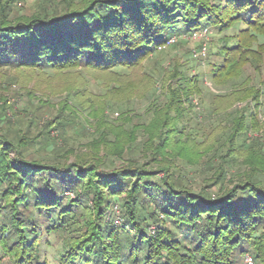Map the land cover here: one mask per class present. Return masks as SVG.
<instances>
[{
  "label": "trees",
  "instance_id": "trees-1",
  "mask_svg": "<svg viewBox=\"0 0 264 264\" xmlns=\"http://www.w3.org/2000/svg\"><path fill=\"white\" fill-rule=\"evenodd\" d=\"M15 1L0 0L1 68L52 73L47 78L76 70L93 72L95 78H110L102 84L105 93L95 95L85 81L73 79L72 97L99 105L122 99L129 102L143 96L132 76L141 73L143 62L167 46L171 37L182 40L204 28L221 34L242 24L244 28L233 39L223 41L221 61L211 64L208 76L211 83L231 88L227 94L231 104L217 113H225L237 102L245 104L244 111L261 104L264 79L255 84L241 76L246 66L257 70L262 61L264 0H42L33 12L24 14L15 9ZM174 66L167 75L170 84L165 87L164 83L167 101L162 107L152 105L149 127L138 124L150 141L159 140L140 144L147 148L150 161L158 163L157 171L133 159L127 166L105 171L93 155L87 159L74 155V161L62 164L27 160L19 148L36 143L42 133L33 143L25 135L12 133L10 137V129L0 133V203L10 215L8 223L0 226V248L12 264H45L38 257L36 222L46 226V218L35 209H58L61 199H65L63 209L52 228L63 234L60 264H242L245 253L264 264V146L255 152L254 143L246 139V126L254 124L256 113L230 118L224 140L217 142L214 136L211 140L216 148L200 150L206 133L197 141L196 134L187 132L184 118L189 111L181 109L180 103L193 92H201L202 75L188 79ZM150 82L147 91L154 89L155 82ZM127 113H121V120L130 123ZM45 133L43 149L64 157L68 150L48 142ZM134 148L135 142L129 156ZM210 150H221L217 163L212 157L206 161L209 167L212 162L218 164L219 194L215 198L206 190L192 193L177 178H157L156 172L173 176L163 157L186 159L184 155L190 153L202 158ZM123 152L120 149L118 155ZM234 162L246 170L229 188L225 167ZM66 191L73 197L64 195ZM114 203L122 212L120 225L109 214ZM18 204L23 211L19 212ZM148 230L154 234L149 236Z\"/></svg>",
  "mask_w": 264,
  "mask_h": 264
},
{
  "label": "rangeland",
  "instance_id": "rangeland-1",
  "mask_svg": "<svg viewBox=\"0 0 264 264\" xmlns=\"http://www.w3.org/2000/svg\"><path fill=\"white\" fill-rule=\"evenodd\" d=\"M41 2L42 0H16L14 7L20 14H24L30 10L33 12ZM242 28H244V25L236 24L233 28L221 34L216 29L204 28L203 31L206 32L204 31L203 38L192 37L188 39L187 37H181L182 40H176L173 44L158 48L149 59L143 62L142 72L135 73V76H132L136 85L141 88L140 93L143 96L132 97L129 102H121L124 100L122 99L118 101L119 103L108 105V103L103 102L99 105L98 101L92 103L89 100L85 103L81 99L72 97L73 94L69 93V87L74 83L72 82L73 79L85 81L87 90L95 95L105 93V87H102V84H105V81L110 78L107 76L95 78L93 72L76 70L57 78H47L46 76H51L52 73L48 72L47 75H44L32 71H17L0 67V124L4 123L3 127L0 126L2 128L0 133L5 134L6 132L7 134V130L10 129L8 134L10 137L13 136L12 133L19 136L25 135V139H29L32 143L35 142L34 137L38 133L40 135L42 133L41 136H38L39 139L36 143L29 144L24 149L19 148L27 160H43L50 164L56 162L62 164L74 161V155L85 156V159H87V155H93L100 159L98 163H101L102 169L105 171L127 166L131 164V159L145 165L144 167L147 170L157 171L159 169L158 163L150 161V154H146L147 148H142L140 144L146 141L157 143L159 140L154 138V141H150L147 133L144 132L145 129L143 130L138 124H144L145 128L149 127L146 125H150L152 119V105L155 103L162 107L167 101L169 96L165 95L164 83L165 87L170 84L167 75H171L172 70L175 68L174 64H177L179 70L183 72L181 74L188 79L194 78L196 75H202L199 83L201 92H193V94L188 95L187 100L182 96L184 100L181 99L182 102L180 103L181 109L189 111L184 118L187 132L193 137L196 134L195 139L197 141H201V135L204 132L206 133V138L199 142L203 143L199 144L200 150L216 148L214 146L216 144L211 140L214 139V136L217 142L224 140L227 135L225 129L226 127L229 128L228 121L230 118H239L242 113L248 116L252 112L253 114L256 113L254 115L256 117L253 118L254 124L246 126V139L250 144L254 143L253 151L257 152L259 147L262 146L263 149L264 146V91L258 108L252 106L244 111L245 104L237 102L225 113H217L218 110H221L220 107L225 108L231 104L227 99V94L231 91V88L226 84L211 83L208 76L212 72L210 71L211 64L221 61L223 41L233 39V36L237 35ZM260 40L264 41L262 38ZM203 47L205 50L203 54H200ZM115 70L121 71L120 68ZM144 72L149 76H144ZM241 77H243L242 79L249 77L252 83L255 84L264 79V53L259 68L255 70L253 66H246ZM242 79L240 78V80ZM149 80L155 82L154 89H149L151 92L147 91L151 86ZM108 85L110 86V83ZM126 95L123 94L122 97ZM211 99H213L214 104ZM81 104L84 108L80 106ZM126 111L128 112L126 118L132 120L130 123L121 120L123 117L121 113ZM58 123L61 124L57 125ZM213 127L216 129L213 130ZM24 132L25 134H23ZM45 132H48L49 135L48 142L50 140L55 141L68 150L64 157H58L53 152L43 149L44 139L46 138ZM129 137H131L130 141H128ZM102 139L107 140L106 147L103 145ZM132 142H135L136 148L133 149V154L129 156L128 151L131 150L129 148L133 144ZM120 149L124 150L121 156L118 155ZM220 153L221 150L216 152L210 150L202 158H197L190 153L184 155L186 159L173 156L163 157V163L170 166L169 174H173L174 177L171 174L172 177L167 176V173L164 172H156V176L162 180L166 177L168 181L177 178L192 193L198 194L206 190L212 193V197L215 198L219 194V184H216L218 180H216L215 175V167L218 164L212 163H217V159L221 158ZM12 154L10 153V157H13L14 154ZM211 157L213 162L209 167L210 164L208 165L206 161H209ZM158 160H161V158H158ZM225 169L227 170L225 182L229 188L232 187L231 181L236 182L239 176L242 175V171L246 170L238 162L226 165ZM207 185H210V188ZM64 195L69 198L73 197V193L69 191H66ZM64 201L65 199L59 200L58 209L50 208L48 211L35 209L36 213L40 211L42 217L46 218V226H43L40 220L34 221L39 228L38 257L40 263L45 261V264H60L58 253L63 247V234L61 231H53L52 228L57 223L58 214L63 209ZM1 206H3L2 203H0V209ZM112 206L114 207L111 208ZM111 207L112 213L109 212V214L113 216L116 212L119 218L123 220L120 206L114 203ZM17 208L19 212L23 211V205L18 204ZM30 210L34 211L32 208ZM0 211L1 226V223H8L7 217H10V215L7 208H2ZM158 224L165 226L161 221ZM149 229H153V227ZM150 232L151 230L147 232L149 236L154 234ZM247 256L252 258L253 264H260L250 253L244 254L242 264H246L245 258ZM0 264H12V261L4 255L1 248Z\"/></svg>",
  "mask_w": 264,
  "mask_h": 264
},
{
  "label": "built area",
  "instance_id": "built-area-1",
  "mask_svg": "<svg viewBox=\"0 0 264 264\" xmlns=\"http://www.w3.org/2000/svg\"><path fill=\"white\" fill-rule=\"evenodd\" d=\"M204 31H205V30H204ZM204 31L202 30V31H199V32L193 33L190 37H188V36H185V37H187L188 39H189V38H192V37H198V38L200 39V38H203V37H204V34H205V32H206V31H205V32H204ZM175 41H176V38H175V37H171V38L167 41V45L173 44ZM204 50H205V48L203 47V48H202V53H200V54H203ZM113 221H114V224H115V225H120V224L122 223V220L119 218L118 213L116 214V212H115V214L113 215ZM245 263H246V264H253L252 258L249 257V256H247V257L245 258Z\"/></svg>",
  "mask_w": 264,
  "mask_h": 264
}]
</instances>
